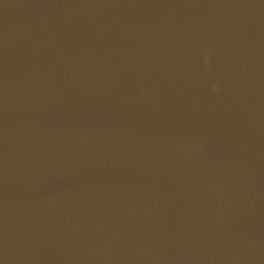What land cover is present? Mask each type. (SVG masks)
<instances>
[{"label": "water", "instance_id": "water-1", "mask_svg": "<svg viewBox=\"0 0 264 264\" xmlns=\"http://www.w3.org/2000/svg\"><path fill=\"white\" fill-rule=\"evenodd\" d=\"M0 264H264V0H0Z\"/></svg>", "mask_w": 264, "mask_h": 264}]
</instances>
